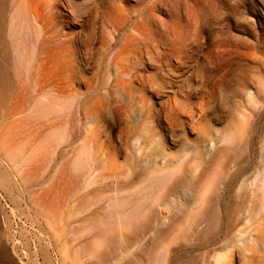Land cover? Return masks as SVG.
Instances as JSON below:
<instances>
[{"label": "bare ground", "instance_id": "obj_1", "mask_svg": "<svg viewBox=\"0 0 264 264\" xmlns=\"http://www.w3.org/2000/svg\"><path fill=\"white\" fill-rule=\"evenodd\" d=\"M183 1L185 17L170 15L161 0H112L102 14L97 70L80 92L66 83L74 53L57 26L56 1L35 0L36 79L16 92L0 0V188L30 229L17 232L9 218L0 227V264H195V246L205 249L200 264H264V67L254 59L239 71L240 83L220 86L224 115L214 123L215 109L183 111L171 59L205 15L204 1ZM216 53L206 52L219 63L226 47ZM111 101L123 126L108 144L90 123ZM155 115L168 125L170 147L149 131ZM181 127L190 138L175 133ZM240 190L252 205L240 204L214 238L220 208ZM99 201L105 208L91 212Z\"/></svg>", "mask_w": 264, "mask_h": 264}, {"label": "rangeland", "instance_id": "obj_2", "mask_svg": "<svg viewBox=\"0 0 264 264\" xmlns=\"http://www.w3.org/2000/svg\"><path fill=\"white\" fill-rule=\"evenodd\" d=\"M34 1L5 0L4 45L7 51L6 60L10 65L16 92L23 86H33L36 79L35 72L41 42L36 36L38 28L34 19ZM55 1L57 11H55L54 16L57 19V26L60 31L65 33L66 41L72 42L70 48L74 53V71L69 76L72 79L67 80L66 83L69 82L68 87L76 91L85 92L87 88L86 79L90 78L97 70V57L102 44V14L112 0ZM120 1L135 5L134 0ZM161 1L162 4L168 3L170 15L183 14L185 17V2L183 0ZM202 1L205 2L203 3L205 15L195 24L191 23L195 27L190 33L191 37L188 43L174 54L170 68L180 75V95L183 101L181 109L187 111L190 107H194L196 110H203V115L209 110L215 109L216 112L210 118L211 123L212 121L214 123L216 118L224 115V111L222 112L220 109L223 104L219 97L220 86L229 91L228 86L240 83L239 71L242 69L249 70L254 59L264 67V0ZM163 17L161 14L160 18ZM11 19H13V25L10 28ZM221 45L226 47V53L219 63H216V58H208L209 55L206 52L212 51L213 54H217L216 51ZM58 73L59 69L54 75ZM142 74L145 75L146 73L143 72ZM168 77L170 78V76ZM54 79L59 82L58 78ZM54 79L52 80L54 81ZM154 102L155 99L151 100L152 104ZM117 107L111 101L108 114L105 113L90 123L91 129L97 133L98 138L108 144L118 141L120 127L123 126L121 116L116 115L114 117L112 114V110H116ZM170 124L176 127L174 122L170 121ZM167 127L164 118L155 115L151 130H148L155 135L162 146L170 147L169 143L165 141V129ZM176 132H182L187 137H191L189 129L185 127H181V130ZM94 188L95 185H91L87 192H92ZM107 192H104L102 196L111 195ZM155 193L156 190H148L146 195L152 196ZM241 193V190L231 192L228 196L229 209L225 208L224 205L220 208L221 220L213 233L214 238L221 236L230 222L236 218L237 207H240V204L245 202L246 208L252 205V199L241 197ZM5 196L6 194L0 188V203L5 208L0 210L1 229L7 228L9 218L14 221V224H18L14 227L16 231L22 227L27 234L30 230L28 225L20 220L17 215L12 214L10 211L12 209L11 202ZM137 198H139L138 193L133 196V199ZM105 205L104 201H99L92 205L91 212H99L105 208ZM204 251L205 249L200 246H195L189 250V255L194 259L195 264L201 263ZM135 252L137 250L133 248L132 253ZM225 254L228 258H225L224 261L226 263L232 261L231 254ZM127 257L129 256L124 254L122 258Z\"/></svg>", "mask_w": 264, "mask_h": 264}]
</instances>
